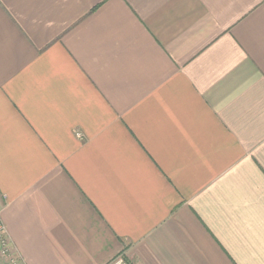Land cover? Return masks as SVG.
<instances>
[{
    "label": "crops",
    "instance_id": "crops-1",
    "mask_svg": "<svg viewBox=\"0 0 264 264\" xmlns=\"http://www.w3.org/2000/svg\"><path fill=\"white\" fill-rule=\"evenodd\" d=\"M0 219L20 264H264V0H0Z\"/></svg>",
    "mask_w": 264,
    "mask_h": 264
},
{
    "label": "built area",
    "instance_id": "built-area-1",
    "mask_svg": "<svg viewBox=\"0 0 264 264\" xmlns=\"http://www.w3.org/2000/svg\"><path fill=\"white\" fill-rule=\"evenodd\" d=\"M75 136L81 138V134L76 132ZM0 260H6L7 264H20L15 258L11 256V242L4 224L0 219ZM109 264H129L123 255L116 257L112 263Z\"/></svg>",
    "mask_w": 264,
    "mask_h": 264
},
{
    "label": "rangeland",
    "instance_id": "rangeland-1",
    "mask_svg": "<svg viewBox=\"0 0 264 264\" xmlns=\"http://www.w3.org/2000/svg\"><path fill=\"white\" fill-rule=\"evenodd\" d=\"M112 263V262H111Z\"/></svg>",
    "mask_w": 264,
    "mask_h": 264
}]
</instances>
